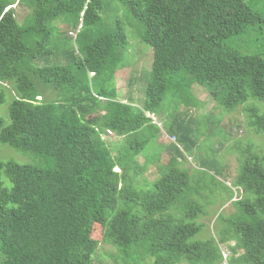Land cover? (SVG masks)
<instances>
[{
  "label": "trees",
  "instance_id": "obj_1",
  "mask_svg": "<svg viewBox=\"0 0 264 264\" xmlns=\"http://www.w3.org/2000/svg\"><path fill=\"white\" fill-rule=\"evenodd\" d=\"M131 14L153 50L140 106L143 90L121 100L116 82ZM2 85L14 97L0 142L41 163L0 161V264H94L97 227L120 264H223V243L230 264H264V149L251 138L227 148L222 140L217 157L201 158L211 183L186 166L206 125L222 132L211 109L193 115L198 105L243 107L248 131L264 134V0H0ZM195 86L212 99L198 98ZM168 94L172 108L163 106ZM6 100L2 87L0 107ZM159 124L176 138L174 155L150 181L144 174L156 160L138 156ZM113 135L121 142L107 140ZM223 148L241 153L225 182L234 211L202 237L203 192L225 172Z\"/></svg>",
  "mask_w": 264,
  "mask_h": 264
},
{
  "label": "rangeland",
  "instance_id": "obj_2",
  "mask_svg": "<svg viewBox=\"0 0 264 264\" xmlns=\"http://www.w3.org/2000/svg\"><path fill=\"white\" fill-rule=\"evenodd\" d=\"M19 17L22 19L26 15L27 10L22 7L17 8ZM131 19V24L133 27H128V38L130 41L129 51L125 55V59L122 63V68H120L116 72V82L118 85V96L121 100L127 101V96L131 90H143L140 92V95L136 98V104L142 105L145 100V90L146 85L151 79L152 76V64H151V53L152 47L147 44L143 39L140 37L141 31H144V25L138 21L134 16L129 17ZM62 30H69L68 27L60 24ZM72 37H75L72 33H70ZM153 59V56H152ZM147 68V69H146ZM93 75V73H92ZM131 79L134 81L131 82ZM5 85V83H4ZM4 88L7 93V100L6 102L1 105L0 107V117L4 119L6 123H8V114H9V105L14 97V94L10 87L8 86H1L0 88ZM195 93L197 94L198 98L200 97L203 101H209L211 98L210 94L206 89H201L199 86L194 87ZM195 94V95H196ZM174 98L171 94H168L165 97L164 107L172 108L174 103ZM206 109L202 105H198L196 108L193 109V115L197 116L205 113L206 111L216 112L211 121V124L218 121V119H222L219 122V128L222 131L218 133V130H214L210 125H206L204 130V136L199 143L198 150L194 149L191 153V157L188 158V163H186L187 167H192V171L198 177L203 176L209 183L212 182L213 178H210L214 174L213 171L208 170L207 168H202L201 166V158L207 159H214L217 157V147H219L222 140L225 142V146L230 147L231 145L235 144L237 139L243 138L244 142H247L251 138L252 144L251 147H255L256 150L264 149V134H257L250 129L248 131V121L246 112L240 107V109L235 111H230L219 106L218 104L214 105V102H211ZM153 117V115H151ZM158 117V116H157ZM156 117V118H157ZM201 117V116H199ZM159 121V119L157 118ZM160 122V121H159ZM162 123V122H161ZM163 124V123H162ZM160 124L161 127L160 133L152 139L150 144L145 149V153L138 156L140 162H144L148 164L150 158L152 160H156L155 163L151 162L148 164V170L144 174L150 181H154L156 178L160 176V168L158 167L160 164L165 165L171 157L174 155L173 152L169 150V142L174 141L173 136H170L167 132L164 125ZM210 126V127H209ZM208 127V128H207ZM120 137L114 136L112 138H108L107 140L112 141L114 143L121 142ZM256 145V146H255ZM223 154V158L225 160L226 168L223 174H219L217 177V189H214L211 193L209 189H204L205 192L203 194L208 195L207 204H209V214L206 216H202L201 219L206 224V229H204V234L202 237H206L208 235H215V232L220 227H223V223L220 221L222 215H229L234 211V207L231 203L229 191L227 186L225 185L226 181H233L238 170L240 164L241 153L235 149L233 151H229L228 149L223 148L221 150ZM148 160H147V158ZM8 160H15L20 163L24 164H31V165H40L41 161L38 157L34 156L33 154L22 153L15 148L7 144H2L0 142V161H8ZM159 164V165H158ZM116 171H120L119 168L115 169ZM5 180V184H8V179L6 176H3ZM223 182H221V181ZM149 182V181H148ZM228 183V182H226ZM152 182L147 184L143 183L142 188L147 189L150 188ZM239 192V190H237ZM239 195V194H238ZM238 195L234 197H238ZM240 196V195H239ZM229 197V200H227ZM227 201V202H226ZM95 235L97 239L100 241L98 251L96 253V258L94 264H120L118 263L117 258L113 256L118 254V249L109 243L103 241L104 237V229L100 230L99 227L96 228ZM231 245L235 244L234 241L229 242ZM225 249V255H227L225 263L223 264H230L228 260L229 249L227 246L228 243H223Z\"/></svg>",
  "mask_w": 264,
  "mask_h": 264
},
{
  "label": "built area",
  "instance_id": "obj_3",
  "mask_svg": "<svg viewBox=\"0 0 264 264\" xmlns=\"http://www.w3.org/2000/svg\"><path fill=\"white\" fill-rule=\"evenodd\" d=\"M71 33H73L74 35H76V32H71ZM159 125H160V124H159ZM173 139L176 140L175 137H173ZM224 255H225V254H224ZM226 257H227V255H225V259H226ZM224 263H225V261H224Z\"/></svg>",
  "mask_w": 264,
  "mask_h": 264
}]
</instances>
